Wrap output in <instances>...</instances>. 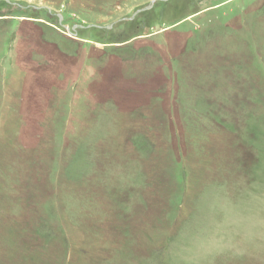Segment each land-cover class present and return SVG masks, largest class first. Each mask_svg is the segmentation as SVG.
<instances>
[{
  "label": "rangeland",
  "instance_id": "1",
  "mask_svg": "<svg viewBox=\"0 0 264 264\" xmlns=\"http://www.w3.org/2000/svg\"><path fill=\"white\" fill-rule=\"evenodd\" d=\"M0 264H264V0H0Z\"/></svg>",
  "mask_w": 264,
  "mask_h": 264
},
{
  "label": "crops",
  "instance_id": "2",
  "mask_svg": "<svg viewBox=\"0 0 264 264\" xmlns=\"http://www.w3.org/2000/svg\"><path fill=\"white\" fill-rule=\"evenodd\" d=\"M47 76H48L47 73H44V74H43V77H42V74L40 75V77H42V78H46Z\"/></svg>",
  "mask_w": 264,
  "mask_h": 264
}]
</instances>
